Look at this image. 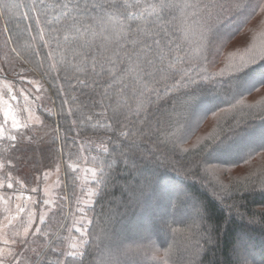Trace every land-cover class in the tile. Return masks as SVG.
<instances>
[{"label":"trees","instance_id":"16d2710c","mask_svg":"<svg viewBox=\"0 0 264 264\" xmlns=\"http://www.w3.org/2000/svg\"><path fill=\"white\" fill-rule=\"evenodd\" d=\"M3 2L26 4L28 0ZM215 2L222 4L223 10L216 8L211 15L207 11L198 12L188 23L195 28L199 21L201 31L208 37L206 48L200 53L206 59L198 60L199 67L189 75L198 79L196 72L199 71L201 77L216 79L198 80L197 84H188L179 92H167L162 85L170 84L171 80L154 85L151 78H146L137 83L135 74L130 73L125 80L128 87L123 100H119V85L107 90L111 99L105 100L100 93L105 90L107 81L99 77L94 78L95 84L89 81L91 87L79 84L70 87L63 70H49L47 53L50 49L45 48L40 41L35 20H26L19 15L27 9L17 8L14 10L15 15L7 9L0 10V40L7 43L12 51L15 49L12 56L29 65L28 73L49 95L50 108L39 105V98L35 96L38 101L37 113L44 123L58 131L50 144L55 147L58 157L64 160L68 202L73 200L75 187V176L69 167L81 161V152L85 153L87 163L91 166H95L94 161L98 163L101 160L111 165L106 168V184L94 196L93 204L86 211L91 219L87 238L94 239L100 234V239L89 246L83 264H102L104 258L109 264H165V259L167 264H237L241 256L246 258L247 264H264V240L263 243L259 242L264 239L262 175L245 184L239 182V186L231 188H216L208 183L209 172L212 174L221 166L234 168L242 162L239 156L233 160L227 156L229 152H222L217 147L220 141H224L227 149L243 148L244 152L249 148L258 157H264L261 156L264 155V141L255 145L247 143L256 132L264 140V85L252 90L241 88L226 96L231 87L224 82L231 68L239 65L242 59L264 51V43L255 45L252 42L254 35L260 38L264 36V0ZM237 4L241 7L237 8ZM182 11L190 14L196 10L177 9L174 13L177 28ZM29 16L33 17L34 13L29 11ZM123 23L132 24L135 28L141 20L129 17ZM44 26L42 21L41 27ZM229 26L222 51H211L221 39L215 37V33ZM182 34L181 31L176 33L177 36ZM189 38L198 40L199 35L189 34ZM33 48L36 54H33ZM182 48L192 53L195 45L185 43ZM3 60L0 53V62ZM256 60L251 67L258 74L264 70V62L258 56ZM182 66L187 67L178 64L177 68ZM221 73H224L223 78ZM10 78L29 91L24 85L27 83L25 78ZM156 78L159 79V74ZM141 85L158 88L159 96L149 94L150 102L147 97L139 96ZM133 89L137 90L136 95H133ZM191 94L195 98L189 104ZM140 101L149 106L148 113L141 118L131 117L132 123L122 127V124L127 123L125 116L128 109H135ZM200 104H203L202 111L196 114L194 111ZM203 112L206 114H201ZM89 116L92 117L90 120L87 119ZM125 132L128 134L123 135ZM79 138L98 139L100 145L108 147L109 152L100 151L99 144L81 146ZM91 186L96 187L93 183ZM164 193L172 194L168 198L166 211L161 200ZM219 193L224 196V200ZM147 208L151 209L146 215L148 224L154 231L140 232L138 240L125 241L126 245L120 251L105 243L109 237H118V228L130 224V215L134 218L139 212L143 213L140 215L142 217ZM66 210V206H63L40 227L46 240L41 253L48 264H57L58 261L80 264L79 257L67 254L71 248L67 245L69 219L65 221ZM178 211L185 212L192 220L198 217L195 219L202 224L194 230L192 241L203 239L197 248L186 246L180 253L178 250L182 244L179 245L177 240H186L190 226L188 221L174 218ZM168 214L172 220L166 224L164 220ZM162 233L166 234V238L162 237ZM96 243H99L102 251L95 250ZM52 248H58L59 253H53ZM130 251L134 256L132 262L128 255ZM155 251L160 253L156 254ZM165 251L169 252L167 257ZM140 256H143L142 262L137 259ZM188 258L189 262L186 263Z\"/></svg>","mask_w":264,"mask_h":264},{"label":"snow or ice","instance_id":"6c2138e0","mask_svg":"<svg viewBox=\"0 0 264 264\" xmlns=\"http://www.w3.org/2000/svg\"><path fill=\"white\" fill-rule=\"evenodd\" d=\"M223 7L215 0H196V3H192V0H53L52 3L49 0H28L26 4L23 2L4 3L3 0H0V10L7 9L9 13L15 15V9L24 8L27 10L19 15L26 20H35L40 33V41L43 42L45 48L50 49L47 53L50 71L63 70L70 87H75L76 84L91 87L89 81L95 84L94 78L96 77L107 81L105 90L100 93L105 100L111 99L107 90L113 88L114 85L120 86L119 100L125 98V89L128 87L125 80L130 73L135 74L137 83L146 80V78H151L154 85L171 80L170 84L162 85L167 92H179L188 84H197L198 80H215L216 77H201L199 71L196 72L198 79H193L189 75L199 67L198 60L206 59L200 53L202 49L206 48L208 37L201 31L202 26L199 21L196 22L195 28L188 21L198 12L207 11L211 15L213 10L216 8L223 10ZM236 7L239 8L241 5L237 4ZM177 9H195L196 11L190 14L182 11L179 28H177V18L174 15ZM262 10H264V6H262ZM29 11L34 13L33 17L29 16ZM129 17H138L141 23L136 24L135 28L132 27V24H124L123 20ZM42 21L44 27H41ZM178 31L183 34L177 36ZM208 31L210 32L211 29ZM45 34H47V39ZM189 34H198L199 39L192 40L189 38ZM185 43L190 46L195 45L192 53H189L186 48H182V44ZM33 54H36L35 48H33ZM257 56L260 61L264 62V51H262L246 60L242 59L239 65L231 68L224 82L231 87L233 93L241 88L252 90L258 85H264V70L257 74L256 70L251 67L257 62ZM178 64L187 65V67L177 68ZM157 74H159V79L156 78ZM220 76L223 78L224 73H221ZM136 94L137 90L133 89V95ZM149 94L159 96V89L141 85L138 95L147 97L150 102ZM6 95L12 101L17 100V96L12 94L11 88H8ZM194 98V94H191L188 103L191 104ZM73 99L75 98L73 97ZM101 103L103 105V101ZM0 104L7 105L9 109L4 113L5 124L8 122L7 118L11 117L13 129L26 126L22 125L12 114V106L7 100L0 98ZM23 110L29 113L27 119H31L30 110L27 107ZM148 111L149 106L144 101H140L135 109H128V114L125 116L127 123L122 124V127H127V124L132 123L131 117L141 118ZM201 114H206V112ZM213 115L216 113L213 112ZM91 118V116L87 117L89 120ZM4 130V126L0 125V138L4 137ZM127 134V132L123 133V135ZM8 139L15 141L17 137L10 135ZM99 147L103 153L109 152L108 147L104 144ZM217 147L226 153L227 146L224 145V141H220ZM94 165L87 168L86 172L91 176L92 183L96 187H90L84 193L86 199L82 198V202L89 206L94 202L93 197L97 196L106 184V168L111 167L103 160L98 163L94 161ZM75 170L73 168V171ZM0 187L3 186L0 185ZM12 187V183L7 184V188L11 189ZM32 191H36V189H32ZM17 210L18 213H23L25 208L17 205ZM79 212L82 214L80 222L90 224L91 220L88 219L85 208H79ZM40 219L43 223L44 217L41 216ZM32 221L33 215L29 213L27 227L24 228L25 236L28 235ZM75 231L79 233L78 242L70 244L71 251L67 254L79 257L80 264H83L89 246L100 239V234H97L94 239H88L89 233L86 229L76 227ZM40 233L41 230L37 228L36 234ZM21 243H26V241L22 240ZM95 250L102 251L99 243L95 244ZM51 251L59 253L58 248H52ZM11 255L15 256L14 253ZM164 255L167 257L169 252L165 251ZM0 264H6V261L0 259ZM33 264H48V262L42 253H37ZM57 264H63V262L58 261ZM165 264H167V259H165ZM237 264H247L246 258L241 256Z\"/></svg>","mask_w":264,"mask_h":264},{"label":"rangeland","instance_id":"374dc122","mask_svg":"<svg viewBox=\"0 0 264 264\" xmlns=\"http://www.w3.org/2000/svg\"><path fill=\"white\" fill-rule=\"evenodd\" d=\"M192 3H196V0H192ZM228 29H230V26L218 30L220 33L218 31L215 33V37L217 36L221 39L218 45L214 46L211 51H222V44L227 39L226 32ZM252 42L255 45L264 43V36L260 38L254 35ZM223 52H225V47ZM0 53L4 58L0 62V98L7 100L11 104L12 114L16 116V119L22 125H26L19 129H13L11 127V117L7 118L8 122L5 124L4 121L6 118L4 113L9 109L7 105L0 104V125H3L5 129L4 137L0 138V165H3V167H0V185L3 186L0 187V259H4L6 264H32L36 259V254L41 253L45 248L46 240L43 234H36V229H40L42 225L41 216L46 221L50 215L57 213L63 206H66L65 221L69 219L67 229V245L69 246L73 242H78L79 233L75 231L76 227H82L87 230L90 226L87 222H80V216L82 214L79 212V208H85L87 211L93 204L91 203L89 206L82 202V198L86 199L84 193L92 187L91 176L86 172V169L93 166L87 163V156L83 152H81L82 159L80 162L70 164L69 171L75 176V187L73 200L69 203L66 188L68 187L66 184L67 170H65L64 160L58 157L55 147L50 144V141L57 135L58 131L55 127L44 123L37 113L36 106L38 101L35 99V96L39 98V105L50 108L49 95L45 92L46 89H42L36 83L37 81L32 74L28 73L29 65L20 59L14 58L11 47L1 40ZM17 76L25 78L27 83L24 85L29 91L23 85L16 83L10 78ZM8 88L12 89V94L17 96V100L12 101L6 95ZM232 94L233 92L231 90L227 92L226 96ZM25 97H27V100H25ZM25 107L30 110L32 115L31 119H27L29 113L23 110ZM201 107H203V104H200L194 112L199 114L202 111ZM192 121L193 119L190 120V122ZM10 135H15L17 139L11 141L8 139ZM78 141L81 146L87 143L100 145L98 139L79 138ZM263 141L260 133L256 132L255 136L248 139L247 143L255 145ZM242 149H227L226 152H229L227 156L230 159L235 160L239 156L242 162L234 168L221 166L216 168L212 174L209 172V184L216 188H220L221 186L231 188L232 186H239V182L241 184L248 183L258 175H262V178H264V157H258L259 155L249 148L245 149L244 152ZM73 168L76 170L73 171ZM8 183H12L13 187L11 189L7 188ZM32 189H36V191H32ZM171 195L164 193L161 198L163 206L165 205L164 210L167 209L166 204H168V198ZM211 195L213 198H216L214 194ZM219 196L224 200V196L221 193H219ZM146 198L147 201L148 199L150 201V198ZM17 205L24 207L25 211L18 213ZM151 209L147 208L144 212L145 215H142V217L140 215L143 213L139 212L134 218L130 215V224L126 227L118 228V237L113 239L109 237L105 243L110 245V248L120 251L121 248L125 247V241L131 242L135 239L138 240L140 232L144 230L154 231L151 225L148 224V218L146 216L151 212ZM29 213L33 215V221L28 235L25 236L24 228L27 227ZM196 213L198 214V211ZM86 214L88 219L91 220L87 212ZM174 218L184 219L188 221V225L190 226L186 240H177L179 245L182 244L178 253L186 246L197 248L203 239L197 238L194 241L192 239L195 237L194 230L198 229L202 222L200 223V220L195 219L198 217H194L192 220L191 216H187L183 211H178L174 215ZM171 220L172 216L168 214L164 221L166 224H169ZM65 221H63V224ZM47 234L49 233L47 232ZM162 237L166 238V234L162 233ZM22 240L26 241V243H21ZM263 240L261 239L259 242L263 243ZM192 242L195 244L192 245ZM11 253H14L15 256L11 255ZM155 253L159 254L160 252L155 251ZM128 255L132 262L134 258L133 252L130 251ZM137 259L142 262L143 256ZM185 262L188 263L189 258ZM102 264H109V262L104 258Z\"/></svg>","mask_w":264,"mask_h":264}]
</instances>
